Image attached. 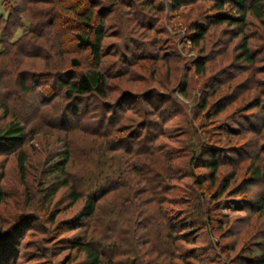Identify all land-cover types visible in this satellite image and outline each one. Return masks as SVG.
Here are the masks:
<instances>
[{
	"label": "rangeland",
	"instance_id": "374dc122",
	"mask_svg": "<svg viewBox=\"0 0 264 264\" xmlns=\"http://www.w3.org/2000/svg\"><path fill=\"white\" fill-rule=\"evenodd\" d=\"M121 1L115 0L112 6L119 7L118 15L112 12L106 18L109 28L102 46L105 53L102 62L107 76V98L101 100L93 94L79 99L89 98L92 107H95L92 115L100 114L102 104L107 103V109L110 111L114 110V105H123L121 116L125 115V124H128L131 118L140 120L145 108L150 109L154 126L163 130L156 138V147L159 145L163 152L159 150L157 155L147 153L134 158L119 151L113 156L115 152H98V155L94 152L91 159L79 156L74 167L68 168V172H71L68 177L71 184L80 182L84 188L93 185L108 186L105 192L97 196V211L92 220L81 219L83 200L73 205L63 197L67 192L65 187L60 189L51 203L45 202L40 193V188L53 182L54 178L47 173L50 172L51 161L60 159L57 157L65 146L64 134L52 132L53 130L47 127L28 141L23 148L28 158L23 180L15 158L0 156V189L4 194L0 203V243L6 239L3 241L6 245L5 254L13 259L17 256V259L10 260L8 264H70L71 262L67 261L73 257V261L80 260L82 256H77L76 260V253L74 250L69 252V249L71 241L82 238L83 233L86 234V239L89 237L96 242V249L103 253V264H170V261L174 264H183L185 261H190V264H229L232 260L235 262L242 248L249 244L256 228H264V217L260 218L261 220L256 219L258 216L255 212L236 211L230 207V204L235 202L230 201L229 189L242 185V180L247 177L245 169L249 159L238 161L239 168L234 178V172H231L229 167H222L216 174V183L211 184L210 169L204 166L205 160L198 158V146L201 141L199 133L197 132L194 138V130L189 127V121H193V128H198L199 123L204 121L200 114L193 118V112H196L194 107L202 97L204 87L208 88L205 83L217 72V67L227 65L232 57L240 53L237 46L242 35L232 36L227 33L225 26H219L218 30L222 33L217 34L212 41H218L219 50L223 51L212 62L213 71L207 70L203 74H197L193 69L186 68L191 61L197 59L199 50L188 41L187 33L198 14L203 11L205 14L213 12L212 7H209L210 2L198 0L199 3L189 4L185 9H180V14L168 18L167 12L160 11L158 7L161 0H131L132 5L128 8H124L120 4ZM99 2L100 7H107L108 0ZM162 3L166 6L164 1ZM260 3L264 8V0ZM27 12H31L30 8ZM0 15H5L1 0ZM73 23L63 22L65 33L76 32L71 28ZM113 28L116 32L111 33ZM242 31L249 36L248 45L251 52L254 49L259 50L261 45L264 46V17L257 20L247 16ZM210 36L211 32L206 42L201 44L206 50L211 47ZM152 38H155L154 43H148ZM221 38L223 45L219 43ZM141 40H144L143 44L147 42L149 48L144 51L143 57H137L142 48ZM74 43V40L69 38L56 42L52 48L50 43L45 42V56L31 57L28 60L35 64L36 70L45 67L68 70L71 69L69 61L78 58L83 64L82 69L79 68L78 71H85L93 66L92 57L87 49L76 48ZM132 51L138 54L131 57L138 64L128 66L130 71L125 76H114L118 69L114 63L116 56L122 59L124 53ZM223 53L226 54L222 55ZM254 53L257 56L255 67H264V52ZM46 63H49V66H45ZM256 76L257 79H264V74ZM245 78L247 76L244 74L233 81L229 88L218 89L216 96L209 101L220 97L219 95L234 93L231 90L243 83ZM183 87L187 89V98L179 95ZM161 93L169 94V100L165 101L160 109H156L152 106L153 103L158 104L161 101ZM244 94L246 100L250 101L256 92L249 89ZM241 102L239 97L236 98L230 106L225 107L224 112L213 119L224 120ZM69 103L72 102H57L53 108H57L58 114L61 115ZM68 107H73L71 111L75 109L72 105ZM82 108L83 105H79L76 110L81 112ZM1 111L0 109V122L3 114ZM250 111L254 113L256 110ZM119 116L117 114L115 119H119ZM201 125L205 130L204 124H200L199 130ZM128 130L129 126L117 135H128ZM189 135L195 142L193 140V143L188 145ZM214 135L217 137H211V141L223 140L216 132ZM88 137L87 133L78 132L71 135L70 139L88 152L92 139L101 141V138L96 136H90L91 140H88ZM232 141V147L246 142L256 145L258 142L255 140L251 143V138L242 139L237 143ZM101 170L109 175V178L106 179L103 174L99 177L97 174ZM224 179H230L232 182L231 188L223 192L221 182ZM113 181L119 183L111 185L110 182ZM163 184H167L168 189L160 195ZM261 189L262 185L259 184L257 189L250 190L249 195L257 198ZM85 192L86 189H83L80 193L83 196ZM52 213L55 214L53 221ZM102 214L106 219L105 226L99 223ZM256 221L258 225H254ZM104 230L107 231L106 235ZM170 232L176 236L173 240L175 248L168 246L167 235ZM11 246L16 249L15 253ZM1 249L5 248L0 244ZM68 256H71L69 260ZM2 260L4 261V258Z\"/></svg>",
	"mask_w": 264,
	"mask_h": 264
},
{
	"label": "trees",
	"instance_id": "16d2710c",
	"mask_svg": "<svg viewBox=\"0 0 264 264\" xmlns=\"http://www.w3.org/2000/svg\"><path fill=\"white\" fill-rule=\"evenodd\" d=\"M99 1L1 0L5 15H0V109L3 112L2 121L0 122V156H13L15 158L16 166L23 180L28 160L27 153L23 148L28 141L36 133L47 127L53 130L52 132L64 134L65 146H63V151H60L62 153L57 157L60 159L58 161L56 159L57 162L54 161L55 159L51 163L49 162V169H51L47 175L54 178L53 182L48 183L44 188H40V193L45 202L51 203L60 189L65 187L67 192L63 197L71 201L73 205L83 200L80 215L82 216L81 219L87 220L93 219L97 211L95 202L97 196L105 192L108 186L93 185L84 188L80 182L71 184L68 178L71 172H68V168L69 166L74 167L79 156L91 159L94 152L96 155L100 154L98 152H101V154L103 152H115L112 154L113 156L118 153L116 151H119V153L132 155V158H134L147 153H155L157 155L159 150L162 151L159 145L156 147V138L163 130L161 127L157 128L154 126V119L150 118V109L146 110L145 108L144 114L141 115L143 118L140 120L136 121V118H131L128 124H125V115L121 116L123 105H114V110L110 111L107 109V103L102 104L100 114L92 115L95 107H92L93 105L89 98L79 99L96 94L102 100L107 98L108 95L106 89L107 76L102 62L105 53L102 50V46L109 28L106 18L112 12L117 13L119 7H112L115 0H108L106 3L107 7L104 5V8L100 7ZM130 1L122 0L120 4L124 8H128L132 5ZM150 1L154 2V0ZM162 1H164L166 6H164ZM206 1L210 2L211 5L209 7H212L211 10L213 12H206L207 14H205V11L201 12L197 15L198 17L195 16L197 19L189 26L192 32L188 30V41L194 48H199V50L196 54L197 59L191 61L186 68L188 70L190 68L193 69V72L197 74H203L207 70L213 71L214 64L212 62L223 51L219 50L218 41H212L213 38L217 37V34L222 33L221 30H218L219 26H225L227 33L232 36L238 37L242 35L237 46L240 53L232 57L227 65L221 68L217 67V72L206 81L205 85L208 88L204 87L202 90V97L200 96L201 98H199L196 107H194L196 112L191 110L194 114L193 118L196 114H200L204 121L199 123L198 128H193V121H189V127H191L190 130H194V138L197 132L199 133L201 141L198 146V158L201 161H206L204 166L210 169L209 179L211 184L216 183V174L222 167H229L232 170L231 172H234L232 177L234 178L239 168L237 165L238 161L249 159L245 169L247 177L242 180V185L229 189L232 181L224 179L221 182V186L223 192L230 190V201L235 202L230 204L233 210L255 212L258 216L256 219H260L264 217V159H262L264 158V141H262L264 140V79H257L256 74H264V67H259L258 69L255 67L257 56H255L254 52H264V46L261 45L259 50L255 51L254 49L251 52L248 45L249 36L243 33L242 30L243 26L246 25L247 16L261 20L264 17V8L259 5L261 0ZM197 2L199 3L198 0H161L158 7L160 11L167 12L168 18H171L176 16V14H180V9H185L189 4ZM33 6L35 8H32ZM29 8L30 13L27 12ZM103 9L105 10L103 11ZM155 13L154 11V17ZM162 13L161 16L163 15ZM63 22L67 24L74 22V26L71 28L76 32L65 33V27L62 28ZM112 32H116L114 28L111 30ZM210 32L211 47L206 50L201 44L206 42ZM69 38L74 40L76 48L89 51L94 63L93 66L91 65L87 70L84 71L83 69L79 72V68L82 69V61L78 58H72L69 61L71 69L62 70L58 67L47 69L45 67V69L36 70L34 68L35 64L29 62L28 59L31 57L45 56L43 53L44 47H46L45 42L50 43L53 48L56 42H63ZM154 40L155 38H152L147 42L154 43ZM142 42L144 40H141L142 48L141 52L138 53L139 55L133 51L124 53L123 61L116 56L114 63H116L115 66L118 69L115 71L114 76L123 77L130 71L128 66L133 67L138 64L131 57L136 55H138L137 57H143L144 51L149 48V45L147 42L144 44ZM219 43L224 44L222 38L219 39ZM224 54L226 53L222 55ZM45 66H49V63H46ZM244 74L247 78L243 79V83L241 82L236 87L234 86V89L231 90L234 93L219 95L220 97L209 101L216 96L218 89L229 88L233 81ZM247 82L249 84H246ZM249 89H254L256 95L252 100L247 101L244 93ZM161 95V101L158 104L153 103L152 107L160 109L164 102L169 100V94L161 93ZM179 95L187 98V89L183 87ZM238 97L242 101L241 105L234 109L228 117L221 121L213 119L224 112L225 107L230 106L232 101ZM57 102L59 104L72 103H69L62 114L59 115L58 109L53 108V105ZM71 105L75 106L73 111H71L73 107H68ZM79 105H83L81 112L76 110ZM251 109L256 111L251 113ZM125 112L124 110L123 113ZM113 114L115 115L113 116ZM117 114L120 115L119 119H115ZM7 118L9 119L7 120ZM73 122L75 123L72 124ZM200 124H204L205 130L202 125L201 130H199ZM207 124L209 127L206 126ZM127 126H129L128 135L118 136L117 134L127 130ZM119 131L120 133H118ZM78 132L87 133L89 136L88 140H91L90 136H96L101 138V141L96 142V140L92 139L91 149L86 152L70 139L71 135ZM215 132L223 137V140L218 142L215 140L211 141V137H217L214 135ZM194 138L189 135L187 139L188 145L192 144L193 140L195 142ZM249 138H251V143L255 140L258 141L257 144H252L253 147L248 142L237 147L230 145L233 142L232 140L237 143L242 139ZM76 142L79 141L76 140ZM98 163L101 162L98 161ZM101 166L103 167V164ZM102 174L106 179L109 178V175H106L103 170L97 175L100 177ZM110 183L114 185L115 181ZM118 183L119 181L115 184ZM259 184L262 185L260 194L257 198L251 197L249 195L250 190L257 189ZM83 189H86V192L82 196L80 192ZM167 189V184H163L160 189V195L164 194ZM3 197L4 194L0 189V203ZM51 219L52 221L55 219L54 213H52ZM100 222L104 226L107 224L103 214L99 218ZM254 225H258L257 221ZM103 233L106 235L107 231L104 230ZM82 235L84 238L79 237L71 241L69 249V252L74 250L76 253V260L78 259L77 256H82V258L73 261L75 259L73 257L67 262H71L70 264H103L101 259L103 253L98 252L96 249V242L94 241V243L89 237L86 239L85 233ZM175 238L174 234L168 233L167 239L170 248H175L173 244ZM4 240L0 243L5 248L0 250V264H8L7 262L10 260L17 259V256H14L13 259L6 255ZM12 248L13 253H15L16 249ZM239 253L240 255L237 256L238 258L235 262L232 260L229 264H264V228H256V232L249 244L244 246ZM172 255H174L173 252ZM71 256H68L67 259L69 260ZM3 258L4 261L2 260ZM189 262L185 261L183 264H190ZM170 264L174 263L170 261Z\"/></svg>",
	"mask_w": 264,
	"mask_h": 264
}]
</instances>
